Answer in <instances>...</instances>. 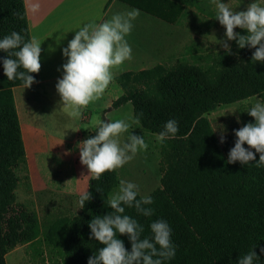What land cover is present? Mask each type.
Returning a JSON list of instances; mask_svg holds the SVG:
<instances>
[{"label": "trees", "instance_id": "trees-1", "mask_svg": "<svg viewBox=\"0 0 264 264\" xmlns=\"http://www.w3.org/2000/svg\"><path fill=\"white\" fill-rule=\"evenodd\" d=\"M162 2L164 10L169 14L173 11L175 17L181 13L180 4L194 7L201 14L203 2L212 5L214 0ZM141 9L160 17L146 7ZM13 31L25 42L30 40L24 2L0 0V39ZM236 33L246 35V30L238 29ZM230 47L231 54L224 50L210 57L206 67L177 62L167 69L157 64L117 77L123 93L111 102L110 109L130 103L135 123L154 135L164 129L167 121L178 122L179 131L160 141L159 186L148 195L153 203L143 205L153 209V214L144 216L135 206L122 205L125 212L121 215H128L142 226L141 239L153 238L150 225L154 221L167 222L175 255L162 259V264H238L239 258L252 250L259 256L253 264H264V253L260 251L264 248V165L256 164L260 154L245 144L256 161L246 165L239 161L227 163L237 137L231 135L221 143L205 117L217 108L252 97L264 102V62L252 61L256 49L239 48L235 40H231ZM5 58L8 54L0 50V264H6L9 251L30 245L41 235L35 210L16 203L18 172L27 166L12 89L24 84L19 79L8 80L3 68ZM30 75L37 81L36 73ZM102 120L107 122L104 117ZM248 123H255V118L247 117L242 127ZM96 128L88 138L97 134ZM118 184L115 170L99 179L92 175L86 190L91 199L84 207L76 215L57 218L45 228L43 238L60 250V264H88V259L104 247L91 237L89 223L113 211L108 198ZM117 238L130 252L129 236L117 233Z\"/></svg>", "mask_w": 264, "mask_h": 264}, {"label": "clouds", "instance_id": "clouds-1", "mask_svg": "<svg viewBox=\"0 0 264 264\" xmlns=\"http://www.w3.org/2000/svg\"><path fill=\"white\" fill-rule=\"evenodd\" d=\"M216 8V19L226 29L227 40L220 41L226 53L231 54L227 41L235 40L239 48L248 46L256 49L252 61L264 62V6L253 2L246 10L234 12L227 4L217 0ZM38 9L39 5L34 4L32 10L35 12ZM139 14V9H132L126 14H116L111 20L102 23L85 24L63 49L67 63L63 65L64 75L58 80L56 89L63 107L70 109V117L80 118L81 109L99 99L107 89L113 79L112 69L132 58V49L125 36L131 32L132 21ZM235 28L246 30V35L234 32ZM15 49L19 50L11 51ZM0 50L8 54V58L3 59L4 74L8 80L19 79L25 88H30L36 82L30 73H38L41 69V43L35 37L25 42L23 36L13 31L0 39ZM13 56L16 59L11 58ZM21 68L24 71H18ZM248 114L255 118V123L245 124L235 130L237 140L228 154L227 163L239 161L246 165L256 161L254 152L243 146L247 144L250 149H255V153L260 154L257 166L264 165V102L257 101ZM128 129L129 124L124 120H101L96 128L97 134L77 145L81 164L87 166L89 173L96 179L105 172L122 167L133 159L138 150L147 148L143 136L132 133L121 143L119 136ZM178 131V122L169 120L157 139L163 142ZM223 142L222 136L221 143ZM138 194L137 184L121 180L118 193L108 200L113 211L102 217L96 216L90 221L91 237L104 247L88 259V264H162V259H171L175 255L171 229L166 221L151 223L153 238L141 239L142 226L128 215H121L125 212L122 205L135 206L144 216L153 214V209L143 207L152 204V198L146 195L137 199ZM90 199L91 193L85 192L79 201L80 208ZM117 233L129 236L130 252L125 249L123 241L117 238ZM260 251L264 253V248ZM258 259L259 256L252 250L240 257L238 264H253Z\"/></svg>", "mask_w": 264, "mask_h": 264}, {"label": "rangeland", "instance_id": "rangeland-1", "mask_svg": "<svg viewBox=\"0 0 264 264\" xmlns=\"http://www.w3.org/2000/svg\"><path fill=\"white\" fill-rule=\"evenodd\" d=\"M220 2L227 4L234 12L246 10L247 6L253 2L264 6V0H220ZM216 3L217 0H214L212 5L203 2L204 12L186 14L188 23L186 22L185 27L174 30L173 41L168 45L164 44L163 57L156 62L157 64H162L167 69L173 68L177 62L195 63L206 67L210 57H215L225 50L220 41L227 40L226 29L216 19ZM209 13L211 14L208 15ZM238 29L241 28H235L234 32ZM148 34V37L159 34V30H148ZM227 43L230 45L231 41ZM124 69L125 67L121 68L119 65L115 73L121 74L125 71ZM130 69L136 71V68ZM56 84L53 83L48 89L41 86L33 90H20L33 100L29 105H22L20 108L22 137L25 152L28 154L26 170L22 169L18 172L16 203L35 210L41 235L30 245L17 246L9 251L5 256L6 264H60L62 262L60 250L48 245L42 233L55 219L72 217L79 212L80 198L86 192L92 174L85 165L81 164L77 145L88 139V133L98 126V122L103 117L107 121L124 120L129 124L128 131L119 136L121 143L125 142L128 135L132 133L143 136L147 144V148L138 150L131 161L115 169L119 184L112 190L109 198L118 193L121 180L137 184L141 197L148 196L159 186L160 141L157 135L143 130L135 123L130 103L117 109L109 108L110 102L123 93L117 77L112 79L99 99L81 109L82 115L86 116V119H82L84 122L80 121L82 115L80 118L69 116L70 109L63 107ZM18 92L17 97L20 96ZM35 98L36 103H34ZM257 101L260 100L252 97L205 114L220 141L222 136L226 141L229 136L235 135V130L242 127L243 121L251 117L248 111ZM31 123H38L43 130L40 131L36 124ZM28 125L29 129L26 128Z\"/></svg>", "mask_w": 264, "mask_h": 264}, {"label": "crops", "instance_id": "crops-1", "mask_svg": "<svg viewBox=\"0 0 264 264\" xmlns=\"http://www.w3.org/2000/svg\"><path fill=\"white\" fill-rule=\"evenodd\" d=\"M23 2L30 40L35 37L41 43V69L36 73L37 81L30 88L20 86L12 89L20 128V108L22 105H29L33 100L21 93L20 90H33L41 86L48 89L53 83H57L59 79L63 78V65L67 63L63 49L74 38L76 31L85 24L102 23L111 20L116 14H126L132 9H139V16L132 21L131 32L125 36L132 49V58L125 60L120 65L121 68L125 67L123 73L132 71L130 68H136V71L132 72H137L155 66L156 62H159L163 57L164 44L168 45L173 41L174 30L185 27L186 22L188 23L186 14L198 13L195 8L180 4L182 6L181 13L174 17L173 11L169 14L168 11L164 10L162 0H23ZM129 3H134L138 7ZM34 4L39 5V9L35 12L32 10ZM141 7H146L150 11L160 14V17L144 11ZM165 17L173 19L172 22L166 21ZM152 29L159 30V34L148 37V30ZM115 69L116 67L112 69L113 78L120 75V73H115ZM17 91H19V97H17ZM36 101L35 98L34 103ZM43 112L46 118L45 111L43 110ZM82 119H86V116L82 115L80 118V121L84 122ZM31 124H36L40 131L43 130L38 123Z\"/></svg>", "mask_w": 264, "mask_h": 264}, {"label": "bare ground", "instance_id": "bare-ground-1", "mask_svg": "<svg viewBox=\"0 0 264 264\" xmlns=\"http://www.w3.org/2000/svg\"><path fill=\"white\" fill-rule=\"evenodd\" d=\"M19 116H21V113L19 112ZM7 256V255H6ZM6 259H7V257H6Z\"/></svg>", "mask_w": 264, "mask_h": 264}]
</instances>
